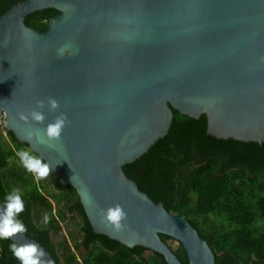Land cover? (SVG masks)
I'll return each instance as SVG.
<instances>
[{
  "label": "water",
  "instance_id": "water-1",
  "mask_svg": "<svg viewBox=\"0 0 264 264\" xmlns=\"http://www.w3.org/2000/svg\"><path fill=\"white\" fill-rule=\"evenodd\" d=\"M43 10L58 12L44 32L25 24ZM50 97L60 105L54 112ZM33 109L46 114L43 124L20 120ZM173 109L206 115L218 139L264 142V0H23L0 16L4 126L76 191L94 233L183 264L166 235L188 264H216L197 229L123 170L166 136ZM61 113L69 121L61 140L27 139V130L45 136ZM117 204L128 214L122 231L102 218ZM9 240L34 242L58 264L32 232Z\"/></svg>",
  "mask_w": 264,
  "mask_h": 264
},
{
  "label": "trees",
  "instance_id": "trees-1",
  "mask_svg": "<svg viewBox=\"0 0 264 264\" xmlns=\"http://www.w3.org/2000/svg\"><path fill=\"white\" fill-rule=\"evenodd\" d=\"M21 1L0 0V16ZM57 14L55 10L36 12L25 19V24L44 32ZM2 130V205L8 193L20 191L25 210L18 219L43 240V246L58 264H168L156 251L142 246L129 248L94 233L76 191L61 185L51 174L37 182L16 156L20 149L30 151L28 144L19 142L5 128ZM123 170L139 190L155 202L162 201L170 214L185 217L197 229L213 250L216 264H264V142L218 139L207 133L206 115L195 119L173 109L166 136ZM48 187L57 191L52 200L42 194ZM45 214L49 217L47 224ZM66 222H71L74 229L56 241L53 234L57 236ZM162 238L179 260L188 264L182 244L166 235ZM171 240L178 245H170ZM11 244L10 240L0 239L2 260L7 256L15 259ZM81 244L90 246L83 263L76 254Z\"/></svg>",
  "mask_w": 264,
  "mask_h": 264
},
{
  "label": "clouds",
  "instance_id": "clouds-1",
  "mask_svg": "<svg viewBox=\"0 0 264 264\" xmlns=\"http://www.w3.org/2000/svg\"><path fill=\"white\" fill-rule=\"evenodd\" d=\"M60 54L62 55L63 52H60ZM45 106L44 100L37 101L38 109H43ZM47 106L53 112L60 107L59 102L51 97L47 100ZM19 118L26 123H29L31 118V121L43 124L46 120V114L43 111L33 109L29 114H25L24 112L19 113ZM68 123L67 115L61 113L55 117L53 122L48 123L45 132L46 139L45 136H38L34 130H27V139L31 141L35 138L41 144H46L50 141H59ZM16 156L19 158L21 165L29 173L33 174L37 182L46 179L52 173L53 165L50 162L46 163L41 156L34 155L29 150L20 149L16 152ZM24 210L25 203L18 189H14L6 195L5 203L0 207V239L23 240V234L28 229L18 217ZM102 218L115 231H122L127 227L126 221L128 214L123 206L119 204L102 210ZM44 222L46 224L49 222L47 214H45ZM9 248L13 256L20 261V264H53L52 260L45 258L46 253L44 249L34 242H14Z\"/></svg>",
  "mask_w": 264,
  "mask_h": 264
},
{
  "label": "rangeland",
  "instance_id": "rangeland-1",
  "mask_svg": "<svg viewBox=\"0 0 264 264\" xmlns=\"http://www.w3.org/2000/svg\"><path fill=\"white\" fill-rule=\"evenodd\" d=\"M0 131H3L2 128H0ZM6 140H9V139L6 137ZM42 194L46 198H48L49 200H52L53 196L55 194H57V191L53 187H48V188H46L45 191L42 192ZM61 229H62L61 232H59L57 236H54V234H53V238L56 241H59L60 239H62L64 234L66 235V233H68L70 230H73L74 226L72 225L71 222H66V223L61 224ZM57 243H59V242H56V244ZM169 244L176 247L178 245V242L171 240V241H169ZM76 253L78 254V257L81 258V251L77 250Z\"/></svg>",
  "mask_w": 264,
  "mask_h": 264
},
{
  "label": "flooded vegetation",
  "instance_id": "flooded-vegetation-1",
  "mask_svg": "<svg viewBox=\"0 0 264 264\" xmlns=\"http://www.w3.org/2000/svg\"><path fill=\"white\" fill-rule=\"evenodd\" d=\"M79 251H81V258L78 257V259L81 263H83L84 259L87 257V255L90 252V246L87 247V246H84L83 244H81ZM77 256H78V254H77ZM0 264H20V261L16 258L14 260H10V256H7L6 260H2V255H0Z\"/></svg>",
  "mask_w": 264,
  "mask_h": 264
},
{
  "label": "built area",
  "instance_id": "built-area-1",
  "mask_svg": "<svg viewBox=\"0 0 264 264\" xmlns=\"http://www.w3.org/2000/svg\"><path fill=\"white\" fill-rule=\"evenodd\" d=\"M4 121V114L0 113V128H5Z\"/></svg>",
  "mask_w": 264,
  "mask_h": 264
}]
</instances>
